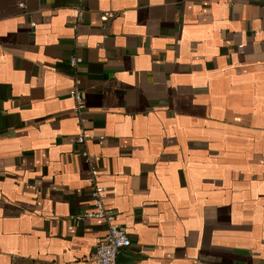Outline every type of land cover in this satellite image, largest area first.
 Segmentation results:
<instances>
[{
	"label": "crops",
	"instance_id": "crops-1",
	"mask_svg": "<svg viewBox=\"0 0 264 264\" xmlns=\"http://www.w3.org/2000/svg\"><path fill=\"white\" fill-rule=\"evenodd\" d=\"M77 6L0 0V264H96L82 148L117 264H264V0Z\"/></svg>",
	"mask_w": 264,
	"mask_h": 264
},
{
	"label": "built area",
	"instance_id": "built-area-1",
	"mask_svg": "<svg viewBox=\"0 0 264 264\" xmlns=\"http://www.w3.org/2000/svg\"><path fill=\"white\" fill-rule=\"evenodd\" d=\"M76 2L78 4V16H81L85 0H76ZM19 6L22 7V3H20ZM80 61L81 59L79 57L71 56L68 58V65L71 68H75ZM73 83L74 88L70 94L74 100L73 115L77 118L80 126H83L86 122V117L84 115L83 96L79 89L80 80L75 77ZM85 137V132L81 130L76 140L79 143H84ZM80 154L88 167V182L90 184V197L92 199V208L85 212L83 216L101 220L105 224V235L98 243L93 253L95 263L117 264V254L130 247L129 237L126 231L116 224L113 210L105 205L107 189L96 183L100 157L92 156L86 148H82Z\"/></svg>",
	"mask_w": 264,
	"mask_h": 264
},
{
	"label": "water",
	"instance_id": "water-1",
	"mask_svg": "<svg viewBox=\"0 0 264 264\" xmlns=\"http://www.w3.org/2000/svg\"><path fill=\"white\" fill-rule=\"evenodd\" d=\"M121 252H122V251H120V252L117 254V257H116V258H119Z\"/></svg>",
	"mask_w": 264,
	"mask_h": 264
}]
</instances>
